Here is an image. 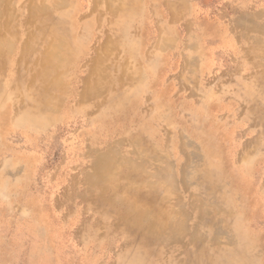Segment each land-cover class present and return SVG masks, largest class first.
Here are the masks:
<instances>
[{"label":"rangeland","instance_id":"1","mask_svg":"<svg viewBox=\"0 0 264 264\" xmlns=\"http://www.w3.org/2000/svg\"><path fill=\"white\" fill-rule=\"evenodd\" d=\"M260 12L264 0H0V264H264V89L245 78L264 61ZM155 153L185 186L128 166ZM179 203L197 239L145 245L150 223L120 219L131 205L159 229L183 219Z\"/></svg>","mask_w":264,"mask_h":264},{"label":"bare ground","instance_id":"2","mask_svg":"<svg viewBox=\"0 0 264 264\" xmlns=\"http://www.w3.org/2000/svg\"><path fill=\"white\" fill-rule=\"evenodd\" d=\"M264 14V12H260V14ZM254 16L253 14L251 15H248L247 17H252ZM235 18H233L231 20V23H230V27L231 29L234 31L236 30L235 28H241V37H245L246 33L247 32H250V30H248V28H246L244 26V22L246 20H242L243 18L241 16H234ZM247 22V21H246ZM251 22V20L249 21ZM249 24V23H248ZM263 34H264V26H261L258 28ZM254 30V29H253ZM249 36V35H248ZM251 37V36H250ZM249 39V37H248ZM5 41V40H4ZM256 42L258 43L260 40H258V38H253L252 39V42ZM9 42V41H8ZM1 46H0V55L2 53V51H7V52H11V47L6 46L5 48H3V45L2 43H0ZM8 44V43H7ZM11 44V43H10ZM255 44V43H254ZM3 48V49H2ZM52 58V56H51ZM49 58H47L48 60ZM52 61V60H51ZM261 63V64H259ZM264 61H258V64L257 66H253L252 68V71L254 70V73L252 72L250 74V77H245L247 79V81H253V79H258L259 78H262L263 80V85H261V87L259 88L260 92H262V89H264ZM246 71V70H245ZM253 74V75H252ZM258 75V77H257ZM243 76V74H242ZM193 95V94H192ZM190 95V96H192ZM260 96H261V93H260ZM262 97V96H261ZM261 98L259 99H256V109H254L255 111H253V113H255V118L259 120V122H261V125L264 126V109H261V105H262V108H264V101L260 100ZM43 108V107H42ZM47 108L46 106L43 108L45 109ZM261 114V115H260ZM255 119V120H256ZM254 120V121H255ZM246 121V120H245ZM248 121V120H247ZM250 121V120H249ZM257 126V125H256ZM181 145H182V142H181ZM191 145V144H190ZM195 146V145H194ZM196 147V146H195ZM198 148V147H197ZM182 149V148H180ZM183 150V149H182ZM180 150V151H182ZM183 152V151H182ZM249 151H248V146H242L240 149H237L231 156V159L230 160H236V158L241 154H247ZM109 153H113L114 156H117V153L115 151L112 152H109ZM136 152H132V154H135ZM187 153V152H186ZM137 155V154H135ZM184 155V154H183ZM192 156V155H191ZM200 156V155H199ZM106 155H103L102 156H99L95 159V162H94V167H96L97 171H96V174L94 177L90 178L95 185H98L101 183V181L103 180V176H104V172L105 170L107 169L106 167V159H105ZM118 157V156H117ZM151 157V156H150ZM186 159V157H185ZM189 159V158H188ZM192 159H194V156L192 157ZM162 160V158L157 154H153L152 157L148 160H145L143 159L142 157H138L137 159H134V158H129L128 159V166H130V168H136L137 171H144V172H147V173H151V175L153 176V178H156V179H165L167 181L166 178L164 177H167L170 179V182L171 184L175 185L176 184H180V185H183L185 186V182H182L181 179H179V182H178V179H176V177L174 175H168L166 174L165 170L161 169V167L159 168V165L156 163L160 162ZM186 161V160H185ZM186 163V162H185ZM199 165V164H198ZM200 166V165H199ZM198 166V167H199ZM173 168H174V165H173ZM135 170V169H134ZM170 170V168H169ZM181 171L180 167L178 168V171ZM179 171V172H180ZM183 175H186V173L184 174L183 172ZM187 176V175H186ZM185 177V176H184ZM188 177V176H187ZM177 180V181H176ZM198 180V179H197ZM168 182V181H167ZM185 183V184H184ZM187 188V187H186ZM178 193V192H177ZM179 196V194H178ZM177 196V197H178ZM196 199V198H195ZM180 200V199H179ZM178 200V202H180ZM197 200V199H196ZM202 200V199H201ZM210 201V200H209ZM219 201V200H218ZM201 202V201H200ZM219 203H221L220 201L217 202V201H212V204H210L211 206L213 207H216L217 209L220 208L219 206ZM178 207L180 208L181 210V215L183 217V219H171L170 221H172L168 226L166 227H160L159 229H157L155 227V219H151L150 221V217L148 216L147 212L143 211V212H139V213H135V210H134V207L133 206H128L125 210H126V213L124 215H119L120 216V219H126V220H130L129 222H147V223H150L149 227H145L144 228V231H143V240H144V244L145 245H151L152 241H158V240H161L162 237L166 234L168 235V238H169V241L170 243H177L179 244L180 242H182V240H184V237H187V236H190V240L192 239H197V235L199 234V229H195V230H192L190 229L189 227V221L191 220L192 218V214L190 211H188V209L186 208V206L184 204H181L179 203ZM172 211H175V210H172ZM209 214V213H208ZM205 216V215H204ZM207 217V216H206ZM209 219V218H207ZM165 223V222H164ZM131 232L130 234H133V226H131ZM222 231V230H221ZM227 235V234H226ZM219 235H216V237H218ZM199 237V236H198ZM229 237L232 238L231 234L229 233ZM167 238V239H168ZM166 239V238H165ZM164 239V240H165ZM231 239H229L230 241ZM166 241V240H165ZM195 241V240H194ZM194 241H191L192 243ZM218 239L217 241H215V244L218 243ZM222 243V242H221ZM214 244V245H215ZM168 245V244H167Z\"/></svg>","mask_w":264,"mask_h":264}]
</instances>
